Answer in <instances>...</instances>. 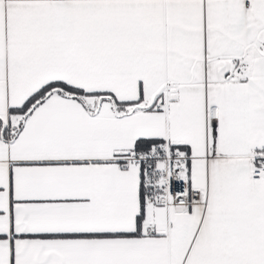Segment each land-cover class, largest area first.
I'll list each match as a JSON object with an SVG mask.
<instances>
[{
	"label": "snow or ice",
	"instance_id": "snow-or-ice-1",
	"mask_svg": "<svg viewBox=\"0 0 264 264\" xmlns=\"http://www.w3.org/2000/svg\"><path fill=\"white\" fill-rule=\"evenodd\" d=\"M0 264H264V0H0Z\"/></svg>",
	"mask_w": 264,
	"mask_h": 264
}]
</instances>
